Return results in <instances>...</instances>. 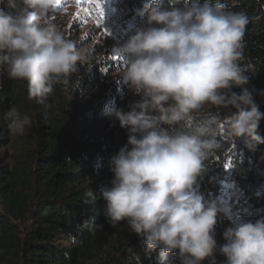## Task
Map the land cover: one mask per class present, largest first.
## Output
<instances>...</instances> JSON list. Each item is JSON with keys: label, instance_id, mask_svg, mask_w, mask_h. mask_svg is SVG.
I'll return each mask as SVG.
<instances>
[{"label": "clouds", "instance_id": "1", "mask_svg": "<svg viewBox=\"0 0 264 264\" xmlns=\"http://www.w3.org/2000/svg\"><path fill=\"white\" fill-rule=\"evenodd\" d=\"M240 0H141L144 18L118 48L126 57L118 70L131 92L142 96L128 110L112 108L127 142L110 158L114 174L101 186L106 220L126 221L146 252L159 250L157 264H214L218 213H228L200 191L208 161L224 143L246 136L248 147L264 144L258 133L264 113L248 85L255 65L245 57L247 12ZM57 0H0V73L27 82V98L50 109L56 86L96 59L94 48L71 39L50 18ZM233 87L240 92L232 91ZM234 108L221 120L205 112ZM9 132L22 136L33 125L10 107L3 115ZM264 159V157H262ZM84 203H94L88 188ZM223 264H264V217L236 218L223 232ZM75 243V237L70 238ZM131 251V250H130ZM175 253V257L170 254ZM140 264L139 256H135Z\"/></svg>", "mask_w": 264, "mask_h": 264}, {"label": "trees", "instance_id": "2", "mask_svg": "<svg viewBox=\"0 0 264 264\" xmlns=\"http://www.w3.org/2000/svg\"><path fill=\"white\" fill-rule=\"evenodd\" d=\"M125 1L137 25H143L144 18L136 11L141 0ZM223 2L232 7L231 0ZM233 10H243L252 18L244 36L245 57L255 65L248 73V87L264 90V0H240ZM95 56L91 69L83 66L72 75L68 92L56 86L50 109L27 98L26 81L0 73V264H138L136 255L140 264L158 262L159 250L146 252L141 237L129 230L126 221L113 227L104 215L100 188L110 184L114 175L110 158L127 142L126 129L108 113L112 108L127 111L131 103L123 81L112 82L118 61L107 54ZM232 91L239 93L240 88ZM254 99L264 113V96L254 94ZM13 106L33 121L22 136L11 135L3 120ZM234 111L217 112L205 105L206 113L221 120ZM257 131L264 137V118ZM262 157L264 144L253 151L246 136L224 143L207 162L208 171L199 180L201 193L218 202L221 182L228 179L241 191V210L236 206L244 220L264 217ZM88 188L96 195L93 204L84 203ZM223 228L218 213L214 264L226 260L219 252V245L225 243Z\"/></svg>", "mask_w": 264, "mask_h": 264}, {"label": "rangeland", "instance_id": "3", "mask_svg": "<svg viewBox=\"0 0 264 264\" xmlns=\"http://www.w3.org/2000/svg\"><path fill=\"white\" fill-rule=\"evenodd\" d=\"M80 7L90 8L92 15L88 16L80 11V19L76 20L75 17ZM102 8L103 24L101 27L96 25L95 9L87 3V0H83L81 6H78L77 0H61L55 11L51 13L50 18L54 23L59 24L71 39L90 44L94 48L95 55L101 57L107 54L117 60V69L111 74V77L112 82L118 84L122 81L118 70L123 66L126 57L119 54L117 50L133 34L134 29L138 26L137 19L131 15L130 7L125 0H102ZM92 65L91 63L85 67L91 69ZM123 88L120 87L126 94L129 103L142 100V96L131 92L128 85L125 84ZM241 201H243V197L238 188L232 185L228 179L221 182L218 203L229 210L227 214L219 213L224 221L221 234L222 243L225 241L223 232L231 225L232 221L238 217L244 219V215L240 213ZM236 205L240 206V210Z\"/></svg>", "mask_w": 264, "mask_h": 264}, {"label": "snow or ice", "instance_id": "4", "mask_svg": "<svg viewBox=\"0 0 264 264\" xmlns=\"http://www.w3.org/2000/svg\"><path fill=\"white\" fill-rule=\"evenodd\" d=\"M83 0H77L78 6L82 5ZM61 3V0H57V5ZM87 3L92 5L95 9L96 16H95V21L96 25L98 27H101L103 24V8H102V0H87ZM80 11H83L85 14L88 16L92 15V10L90 8L86 7H80V10L77 12L75 19L79 20L80 19ZM106 34V33H105ZM231 162H226L224 164L225 167L230 166Z\"/></svg>", "mask_w": 264, "mask_h": 264}]
</instances>
